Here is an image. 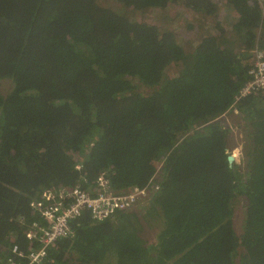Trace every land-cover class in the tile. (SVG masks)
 <instances>
[{
	"label": "trees",
	"instance_id": "1",
	"mask_svg": "<svg viewBox=\"0 0 264 264\" xmlns=\"http://www.w3.org/2000/svg\"><path fill=\"white\" fill-rule=\"evenodd\" d=\"M115 1L0 0V81L13 82L0 88V264L28 263L12 248L27 253L45 188L98 174L152 195L116 220H74L41 264H264V97L236 102L264 50V0ZM227 115L245 128L232 167Z\"/></svg>",
	"mask_w": 264,
	"mask_h": 264
},
{
	"label": "built area",
	"instance_id": "2",
	"mask_svg": "<svg viewBox=\"0 0 264 264\" xmlns=\"http://www.w3.org/2000/svg\"><path fill=\"white\" fill-rule=\"evenodd\" d=\"M250 95L264 97V50L260 48L254 51L247 80L237 95L236 102ZM83 180L84 183L88 182L85 178ZM84 183L80 182L71 188L61 184L45 188L40 197L32 202L43 219L33 222L26 230V238L31 243L28 251L23 253L19 245L15 244L13 253L25 256L27 264H41L47 259L48 251L59 240L74 233V220L85 214L94 221L116 220L120 212L135 208L140 201L152 195L151 184L142 188L117 190L105 174L96 175L88 187ZM153 187L155 192L160 188L159 184H154Z\"/></svg>",
	"mask_w": 264,
	"mask_h": 264
},
{
	"label": "rangeland",
	"instance_id": "3",
	"mask_svg": "<svg viewBox=\"0 0 264 264\" xmlns=\"http://www.w3.org/2000/svg\"><path fill=\"white\" fill-rule=\"evenodd\" d=\"M100 4H102L103 6L106 7H111L113 9H117V10H123V7L120 3L116 2L115 0H99ZM174 9V8H173ZM172 10H168V12L170 14H174L175 12ZM128 11L129 10H125V13L128 15ZM158 13H146V14H142V13H138L137 16L139 19L141 20H146L149 22H155L154 18L158 17ZM161 16V15H159ZM192 17V16H191ZM211 21V19H208L206 22ZM179 32L182 34V36L184 37H188L190 36L191 38H196L198 37L200 34H197L195 30H191L185 26L182 25V28L179 29ZM179 63L178 60H171L170 62L163 64L162 66V75L163 78H169L172 77L176 74L177 70L179 69ZM135 82L141 86V89L145 92H151L153 90L154 87H145L141 84V82L139 80H135ZM13 87V82L11 79H2L0 81V88L2 90V92L4 94H7L11 88ZM233 119H235V117H233ZM233 119H231L228 115L223 117V120H226L227 123H229V125H231L232 128V144L229 145V151L228 153H237V158H238V164H242V158H241V154H242V144L244 142V133H245V128H244V122L241 120V116H236V121H240V123H236ZM238 149V150H237ZM237 150V151H236ZM244 203L245 200L243 198H241L236 204H235V212H234V223L235 226L237 227L238 231L241 232V224H242V220L244 218L245 215V207H244ZM146 219V218H145ZM144 219V222H145ZM147 221V220H146ZM148 224L145 222V227ZM155 234V230L149 229L146 232H144V236L146 238L151 239V237ZM106 262H113V259H108ZM111 264V263H109Z\"/></svg>",
	"mask_w": 264,
	"mask_h": 264
},
{
	"label": "water",
	"instance_id": "4",
	"mask_svg": "<svg viewBox=\"0 0 264 264\" xmlns=\"http://www.w3.org/2000/svg\"><path fill=\"white\" fill-rule=\"evenodd\" d=\"M228 162H229L230 167H232L234 164H237L238 163L237 156L234 153H230L228 155Z\"/></svg>",
	"mask_w": 264,
	"mask_h": 264
},
{
	"label": "crops",
	"instance_id": "5",
	"mask_svg": "<svg viewBox=\"0 0 264 264\" xmlns=\"http://www.w3.org/2000/svg\"><path fill=\"white\" fill-rule=\"evenodd\" d=\"M220 2H222V3H220V5H223V6H226V4L225 3H223L224 2V0H221ZM191 15H193V16H197V15H194V13H192ZM190 16V15H189ZM208 19H210V18H208ZM206 31H208V30H206ZM209 32V31H208ZM208 32L207 33H205V34H208ZM231 33V32H230Z\"/></svg>",
	"mask_w": 264,
	"mask_h": 264
}]
</instances>
